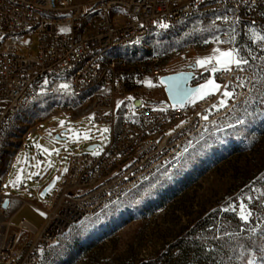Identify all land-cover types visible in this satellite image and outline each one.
<instances>
[{"label":"built area","instance_id":"obj_1","mask_svg":"<svg viewBox=\"0 0 264 264\" xmlns=\"http://www.w3.org/2000/svg\"><path fill=\"white\" fill-rule=\"evenodd\" d=\"M204 10L216 13L211 26L221 40L243 22L264 24V0H0V160L9 144L22 145L40 128L44 118L30 120L26 110L61 78L78 100L53 103L52 114L112 125L103 152L69 153L54 194L29 202L44 216L40 226L25 217L13 221L0 175V264H38L73 224L157 170L176 167L193 139L244 108L255 87L249 64L216 67L220 88L202 99L174 104L166 95L161 77L171 72L170 56L151 38ZM28 35L38 39V50L19 53ZM193 50L188 44L179 52Z\"/></svg>","mask_w":264,"mask_h":264},{"label":"rangeland","instance_id":"obj_2","mask_svg":"<svg viewBox=\"0 0 264 264\" xmlns=\"http://www.w3.org/2000/svg\"><path fill=\"white\" fill-rule=\"evenodd\" d=\"M215 14L198 11L173 28L157 29L152 46L170 56L171 72L195 64L194 83L200 85L209 78L215 81L211 69L220 67L215 59L220 53L246 60L255 72L250 100L223 125L193 139L176 167L157 170L73 224L38 264H264V24L243 22L221 40L211 26ZM188 44L194 50L180 54V47ZM29 50H38L33 35L18 52ZM253 53L258 56L252 58ZM205 57L213 59L197 65ZM77 100L66 78L48 83L26 110L30 120L44 118L40 128L4 152L0 175L8 171L1 191L26 201L14 222L27 217L37 226L43 223L44 216L29 202L51 196L64 179L69 153L99 154L106 149L110 122L97 123L90 115L52 114L53 103ZM92 143L96 146L88 148ZM50 167L57 180L42 197ZM15 178L17 185L12 184Z\"/></svg>","mask_w":264,"mask_h":264},{"label":"water","instance_id":"obj_3","mask_svg":"<svg viewBox=\"0 0 264 264\" xmlns=\"http://www.w3.org/2000/svg\"><path fill=\"white\" fill-rule=\"evenodd\" d=\"M195 64H190L185 70L168 72L164 74L161 79L165 83L166 95L171 103H183L190 98L200 83H194L198 74L194 70ZM59 136V134H57ZM96 143L88 145V148H93ZM56 176L49 180L41 189L40 195L44 197L46 193L54 186ZM9 199L6 197L4 206H8Z\"/></svg>","mask_w":264,"mask_h":264},{"label":"snow or ice","instance_id":"obj_4","mask_svg":"<svg viewBox=\"0 0 264 264\" xmlns=\"http://www.w3.org/2000/svg\"><path fill=\"white\" fill-rule=\"evenodd\" d=\"M211 59H213V57H205L203 60L198 59L197 60V65H204L207 62H209ZM217 65L222 66L225 68V70H230V68L228 67L230 64H236L237 66H239L241 63L247 64V61H241V60H234L232 58V54L231 52H222L220 53L219 57H215ZM212 72H216L217 68L213 67L211 69ZM225 88L227 87L226 85L224 86ZM220 88V85L216 84L215 81L212 78H209L204 84H201L198 86V88L195 90V92L193 93V95H195L197 98L202 99L204 98V96L210 95L212 93H214L215 91H217ZM223 95L225 97H230L232 95L231 92L229 91H224ZM225 103V101H220V104L223 105ZM106 131V129H105ZM87 138V137H85ZM244 206L241 205V210L243 211ZM243 219H247V216H243ZM251 264V262H250Z\"/></svg>","mask_w":264,"mask_h":264},{"label":"crops","instance_id":"obj_5","mask_svg":"<svg viewBox=\"0 0 264 264\" xmlns=\"http://www.w3.org/2000/svg\"><path fill=\"white\" fill-rule=\"evenodd\" d=\"M20 150H21V147L18 149V151L15 153V156H14V158H13V160L16 158V156L18 155V153L20 152ZM13 162V161H12ZM12 164V163H11ZM11 164L8 166V169L10 168V166H11ZM53 167H50V180L53 178V177H55L56 176V180H57V174H55V175H53ZM8 171V170H7ZM7 171L5 172H3L4 173V178H5V176L7 175ZM66 173V172H65ZM47 174V172L44 174V175H42V176H40L39 178L40 179H42V178H44V176ZM17 178V177H16ZM14 179V181L12 182V184L13 185H17L18 184V182H15L17 179ZM64 178H65V174H64ZM56 183V182H55ZM43 188V187H42ZM41 188V189H42ZM41 189H40V191H41ZM56 191V189L54 190V192ZM54 192L51 194V196L54 194ZM5 193V195L7 196V198L9 199V202H8V206L6 207L7 208V212L9 213V214H12V216L14 217L15 216V214L16 213H18V212H20L21 211V209L24 207V204H25V199H17L16 198V196H14L13 194H11V193H8V192H4ZM50 196V197H51ZM22 218H24V217H22ZM25 218H27V217H25ZM28 219V218H27ZM20 220V219H19ZM18 220V221H19ZM18 221H16V222H18Z\"/></svg>","mask_w":264,"mask_h":264}]
</instances>
